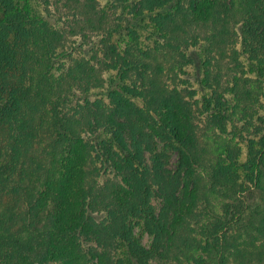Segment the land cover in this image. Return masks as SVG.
Wrapping results in <instances>:
<instances>
[{"label":"trees","instance_id":"16d2710c","mask_svg":"<svg viewBox=\"0 0 264 264\" xmlns=\"http://www.w3.org/2000/svg\"><path fill=\"white\" fill-rule=\"evenodd\" d=\"M138 2L157 11L153 20L164 29L162 45L168 48L162 52L180 60L172 72L178 66L182 82L198 87L180 89L159 73L151 77L153 55L141 48L136 26L117 27L114 53L121 67L106 89L113 106L106 110L102 101L90 98L102 88L101 73L83 60L68 69L58 66L56 52L65 36L50 27L32 0H0V126L8 127L0 152V201L4 197L11 203L0 214V264H111L103 254L117 247L131 264H171L166 255L173 245L179 249L176 231L193 219L201 198L213 195L203 193L198 140L184 94L194 97L199 91L207 110L223 111L224 102L203 78L208 76L205 56L229 31L242 37L248 60L264 52V0ZM82 17L81 36L87 29L112 28L94 16L92 7ZM129 22L139 24L135 18ZM140 71L150 80L137 93L136 82L124 81ZM77 91L80 103L68 112ZM138 95L148 99L146 109L133 103ZM156 139L178 153L177 172L184 178L180 197L182 183L163 175L162 157L156 155L151 166L146 162L145 151ZM256 143L242 168L226 151L212 165L211 184L231 191L235 200L223 205L222 214L209 210L212 220L205 232L210 244L196 264H247L264 257V132ZM91 150L117 179L89 186ZM153 179L164 198L159 215L152 206ZM145 233L152 237L149 247L143 243Z\"/></svg>","mask_w":264,"mask_h":264},{"label":"rangeland","instance_id":"374dc122","mask_svg":"<svg viewBox=\"0 0 264 264\" xmlns=\"http://www.w3.org/2000/svg\"><path fill=\"white\" fill-rule=\"evenodd\" d=\"M32 3L39 13L50 20V27L56 31L57 29L60 30L65 36L63 46L56 52L58 66L65 65L64 69H68L75 62L83 60L101 73L102 88L94 90L90 98L93 102L95 100L102 101L106 110L113 107L106 89L109 82L116 78L121 67L120 59L114 53L115 42L118 40L117 27L136 26L138 30L135 31L139 35V42L142 43L141 48L151 50L153 55L148 60V63L151 64V77L159 73L171 87L197 89L198 86L193 81L191 83L182 82L186 79L180 73L178 66L172 72L180 60L171 58L172 52L168 54L162 52L168 49H163L164 45H162L165 43L163 39L164 29L153 20L157 11L151 13L152 7H145L140 2L137 3V0H32ZM90 7L93 9L95 17L103 19L108 27L115 30L91 31L87 29L81 36L80 31L84 21L82 11L87 12ZM139 13L146 17H133ZM133 18L137 19L139 24L129 22ZM229 32L218 48L205 56L206 59L209 58V65L204 68V73L206 74L208 71V76L203 75V78H207L211 89L217 92L216 97L224 102L223 111L216 114L214 110L213 112L207 110L203 105V94L199 91L194 97L184 94V103L190 115L192 130L198 140L199 149L196 150L198 151L196 153L201 158L198 164V174L204 187L203 193H212L213 195H210L209 199L201 198L198 207L195 208L194 212L192 211V214L194 213L193 219L187 220L178 228L174 240L177 241L175 246L179 247L180 250L175 249L174 245L173 248L170 247L166 255L169 259L167 263L196 264L195 260L205 255V251L209 247L208 244H210L205 232L212 220L209 210L222 214L223 205L235 200L231 191L216 188L211 184L209 175L213 172L212 165L214 161L220 159L219 155L225 157L226 151L233 154L234 159L242 168L249 157L255 154L256 136L264 132V52H261L253 62L248 60V56L243 54L241 47L242 37L233 31ZM190 70L193 71L192 68ZM142 72H133L124 81L127 85L136 82L137 87H139L137 93H142L146 87H149L148 80L150 78L148 76L147 80L142 78L140 74ZM211 89L207 88L204 93V97L207 99L211 96ZM80 95V91H77L76 97L72 99V104L66 106L68 112H73V107L80 103ZM132 101L139 108H147L148 99L143 96H135ZM7 132L8 127L0 126V152ZM87 137L85 135V138ZM88 144H93V141H88ZM110 147L107 145V148ZM112 151L117 154L116 149L112 148ZM156 155L162 157L161 171L163 175L168 180L182 183L177 191V196L180 197L181 190L183 191L184 178L182 173L177 172L179 161L177 151L156 139L151 148L145 151V159L150 166ZM86 166V172L89 176L88 184L91 187L102 185L108 180L117 179L115 172L102 166L93 150L90 151ZM240 174L242 175L241 172ZM151 188L153 191L152 206L156 214L159 215L164 205V198L157 180L151 181ZM9 204H11L10 201L3 197L0 201V214H2L3 207H8ZM18 211L19 209L16 210V213ZM171 221H173L172 214ZM136 233L139 234L138 228ZM151 240L152 237L149 233H145L144 245L149 247ZM257 244L260 245V242ZM83 249L85 252L87 247L85 246ZM98 251L101 252V249ZM103 256L112 259L111 264H131L123 255V249L119 247L104 253ZM254 259L252 262H249L248 259L247 264H264V257ZM232 263L239 264L240 262L236 261L235 263L232 260ZM153 264L159 263L157 261Z\"/></svg>","mask_w":264,"mask_h":264}]
</instances>
